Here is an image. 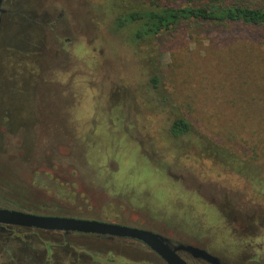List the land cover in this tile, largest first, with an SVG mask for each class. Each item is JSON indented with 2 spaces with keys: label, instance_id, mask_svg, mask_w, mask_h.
<instances>
[{
  "label": "rangeland",
  "instance_id": "374dc122",
  "mask_svg": "<svg viewBox=\"0 0 264 264\" xmlns=\"http://www.w3.org/2000/svg\"><path fill=\"white\" fill-rule=\"evenodd\" d=\"M151 1L6 0L0 207L145 228L221 264H264V35L203 25L134 42L117 16ZM172 107L230 164L174 140ZM69 235L0 227V264H166L139 241Z\"/></svg>",
  "mask_w": 264,
  "mask_h": 264
},
{
  "label": "trees",
  "instance_id": "16d2710c",
  "mask_svg": "<svg viewBox=\"0 0 264 264\" xmlns=\"http://www.w3.org/2000/svg\"><path fill=\"white\" fill-rule=\"evenodd\" d=\"M124 1L136 2L138 0ZM184 2L185 5L180 7L160 6L157 0L151 1L150 6L145 8H136L133 5L119 12L117 27L121 30L129 27L133 41L137 43L174 33L187 26H247L259 30L264 35V6H252L239 0H184ZM150 85L160 97L163 108L173 105L169 97L163 93L161 78L158 74L152 75ZM171 112L173 119L169 126V133L174 140L186 137L203 154L217 156L222 162L230 164L232 157L229 158L224 154L229 150H225L221 144L202 133L189 118L174 107L171 108ZM243 169L244 167L239 169L240 172L248 174ZM0 227L12 228L7 225H0Z\"/></svg>",
  "mask_w": 264,
  "mask_h": 264
},
{
  "label": "water",
  "instance_id": "95a60500",
  "mask_svg": "<svg viewBox=\"0 0 264 264\" xmlns=\"http://www.w3.org/2000/svg\"><path fill=\"white\" fill-rule=\"evenodd\" d=\"M3 1L0 0V12ZM0 225L132 238L147 245L167 264H190L178 254V250L190 252L195 258L204 259L211 264H221L216 256L205 249L192 245H181L173 249L167 239L154 231L115 222L68 216H48L16 209L0 208Z\"/></svg>",
  "mask_w": 264,
  "mask_h": 264
},
{
  "label": "flooded vegetation",
  "instance_id": "af4514ba",
  "mask_svg": "<svg viewBox=\"0 0 264 264\" xmlns=\"http://www.w3.org/2000/svg\"><path fill=\"white\" fill-rule=\"evenodd\" d=\"M6 3V0H4L3 1V5H2V10H1V12H0V20H1V15L2 14H4V15H10L11 13H7L6 14V12H5V10H4V4ZM7 23H9V21L7 22ZM0 208H5V207H0ZM9 209H12V208H9ZM16 210H18V209H16ZM21 210V209H20ZM21 211H26V210H21ZM26 212H31V213H36V214H40V215H48V216H65V215H60V214H56V215H52V214H47V213H37V212H33V211H26ZM68 217H73V216H68ZM126 225V224H125ZM130 226V225H129ZM12 228H15V229H20V230H39V231H45V232H49V233H55V232H57V233H59V234H61V235H63L64 237H66V238H69V234H73V233H75V234H77V235H81V236H76L77 238H80V239H82V240H86L85 239V237L87 236V235H93V236H95V239H98L99 237H101V238H114V237H116V236H108V235H106V236H104V235H97V234H86V233H79V232H65V231H51V230H42V229H35V228H22V227H17V226H12ZM140 228V227H139ZM71 237V236H70ZM118 238H122V239H130V240H135V239H132V238H125V237H118ZM92 239H94V238H92ZM135 241H139V240H135ZM139 242H141V241H139ZM142 243V242H141ZM144 244V243H143ZM169 244H170V242H169ZM66 245H68V243H66ZM145 245V244H144ZM171 245V244H170ZM145 246H147V245H145ZM148 247V246H147ZM171 247L173 248V249H176L177 247H174L173 245H171ZM149 248V247H148ZM150 249V248H149ZM153 251V250H152ZM180 251H183V250H178V254L183 258V256L181 255V252ZM154 252V251H153ZM155 254H157L156 252H154ZM190 253V252H189ZM210 253V252H209ZM158 255V254H157ZM159 256V255H158ZM160 257V256H159ZM161 258V257H160ZM162 259V258H161ZM196 259H200V258H196ZM163 260V259H162ZM186 260V259H185ZM202 260H204V259H202ZM164 261V260H163ZM187 261V260H186ZM205 262H207L208 263V261H206V260H204ZM165 262V261H164ZM166 263V262H165ZM167 264V263H166ZM191 264V263H190ZM210 264V263H209Z\"/></svg>",
  "mask_w": 264,
  "mask_h": 264
}]
</instances>
